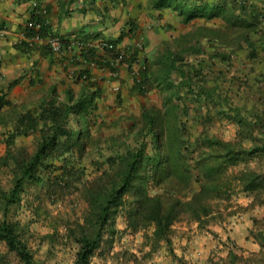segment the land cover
I'll list each match as a JSON object with an SVG mask.
<instances>
[{
  "label": "trees",
  "instance_id": "obj_1",
  "mask_svg": "<svg viewBox=\"0 0 264 264\" xmlns=\"http://www.w3.org/2000/svg\"><path fill=\"white\" fill-rule=\"evenodd\" d=\"M150 8L169 9L184 23L197 17L224 21L228 31H217L210 41L214 45L221 42L230 50H214L208 58L204 54L199 65L185 54L167 55L159 74L146 61V68L135 75L132 89L146 96L155 86L160 88L167 94L166 109L144 105L139 123L126 139H109V153L99 149L102 139L94 135L104 93L103 86L92 81L89 68L75 75L78 81L88 82L81 92L69 86L60 93L54 86L32 109L19 113L15 108L4 111L13 103L0 91V126L12 127L7 133V153L0 158V172L8 168L12 174L9 188L0 178V264H11L12 255L19 264H47L37 259L31 246L32 221L17 218L25 201L36 220L48 221L52 229L41 241L53 247H74V264H92L99 251L113 250L121 233L119 218H124L125 232H143L144 245L150 247L144 258H152L165 244L178 264H191L174 249L177 223L196 222L201 230L213 222L223 223L241 213L229 211L239 192L253 198L242 212H264V0H151ZM39 19L35 13L31 17ZM40 21L43 36H58L47 22ZM37 33L27 27L25 35ZM252 33L259 35V46L250 37ZM89 39L92 41L64 39L65 54L71 51L75 62L85 60L118 71L112 61L120 57L119 51L104 48L103 55L95 40ZM243 42L249 46V58L259 57L261 67L254 82L247 75L240 77V97L221 79L226 74L213 75L208 68L228 65L230 54L243 48ZM18 49L26 52L28 44L23 41ZM139 51L129 52L130 57H123L121 64L132 67ZM85 74L87 79H83ZM217 121L234 123L236 137L227 140L211 133ZM30 136L35 140L34 150L17 145L19 138ZM93 155L94 167L88 175L85 160ZM31 185L36 199L29 196ZM74 196L85 205L82 216L56 217L45 207V203L56 205ZM252 216L247 240L259 249L248 255L230 250L225 257L209 258L207 264H264V214ZM125 255L129 261L143 264L136 254Z\"/></svg>",
  "mask_w": 264,
  "mask_h": 264
},
{
  "label": "crops",
  "instance_id": "obj_2",
  "mask_svg": "<svg viewBox=\"0 0 264 264\" xmlns=\"http://www.w3.org/2000/svg\"><path fill=\"white\" fill-rule=\"evenodd\" d=\"M136 1L0 0L1 95L5 94L6 98L14 104H21L23 101L31 99H34L35 102L40 101L49 94L54 86H57L60 93H63L69 86H72L77 92H81L88 82L78 81L75 75L81 74L82 70L89 68L92 81L103 86L104 97L99 101L100 111L102 110L101 104L107 103L105 97L112 91L110 86L114 89L121 85L125 87L133 84L130 86L133 88L136 83V76L139 72L135 73L134 70L131 72L124 65H119L118 75L115 76L108 68L103 69L95 64L92 65V63L87 64L85 60L75 62L72 59L75 57V53L71 51L63 56H58L43 48L29 47L26 52L18 49L22 42V35L26 33L27 27L30 28L28 24L36 12V6L38 10L40 7L47 8L42 19L48 23L55 34L66 40L87 39L89 41V38H93V41L95 40L94 42L98 44L104 40H112L117 43L118 48L124 51L131 52L140 49L137 61L133 63L135 70L139 69L140 71L144 69L141 64H145L146 61L154 64L156 56H176L178 53L185 54L187 60L199 65V62L204 58L203 55L205 54L207 58L211 54L213 55L215 53L214 46L219 45V43L214 45L210 41L211 35L218 33L217 31H228L226 23L220 19L197 17L190 23H184L182 17L169 10H151L152 14H157L159 17L161 15V19L167 20L172 25L169 27L165 25L163 29L160 27L153 29L150 27L152 16L143 13L145 9H139ZM133 27L135 29L132 31ZM142 34L144 37H140ZM200 37L203 39L200 40ZM173 38L181 39L180 51L176 49L173 51V47L170 45V41L175 40ZM189 38L194 43L191 46L192 52L187 54L189 49L184 44V40ZM142 39H146V43H142ZM204 40L213 45L212 50L209 47H203ZM253 40L259 46V37H253ZM222 48L224 52L228 51L224 46ZM78 50L80 51V49ZM201 52L203 54H198ZM100 53L105 55L104 52L100 51ZM233 54L240 56V59L244 58L247 62L245 69H242L244 76L258 77L256 74H259L260 70L259 57L255 60L249 58V46L246 42H243V48L236 49L230 55L233 56ZM219 66V64L209 66L208 71L215 75L219 73L216 71ZM10 83H13L11 88H9ZM149 92L153 93L154 90ZM230 233L231 237L243 247L257 249L254 242L247 241L248 233L243 235V239L240 233L234 234L235 229Z\"/></svg>",
  "mask_w": 264,
  "mask_h": 264
},
{
  "label": "rangeland",
  "instance_id": "obj_3",
  "mask_svg": "<svg viewBox=\"0 0 264 264\" xmlns=\"http://www.w3.org/2000/svg\"><path fill=\"white\" fill-rule=\"evenodd\" d=\"M136 2L139 9H145L143 13L148 14V16H152V20L150 23L151 28L157 29L160 27L163 29L165 28V25H168V27L172 26L167 22V20L161 19V15L159 17L157 16V14L151 13V0H137ZM262 35H264V32H262ZM257 36L259 37V35H257L256 33H252L250 35V37L254 38H256ZM140 37H144V35L142 34L140 35ZM173 39L175 40L170 41V45H172L173 51H175V49L180 51V46L182 44L181 39ZM202 39L203 38L200 37V40ZM145 40L146 39H142V43H146ZM192 43H194V41L190 38L184 40V44L187 45V48H191ZM206 43L209 45H207ZM220 44L221 43L214 46V49L215 51L220 49L222 52H224ZM203 47H209L211 48V50L213 49V45L205 40L203 41ZM191 50H193V48ZM163 58H166L165 55L160 57L156 56V61L154 62V64L148 63V65L151 66L150 70L155 71L156 74H159L161 69L163 68ZM262 60L264 62V57L262 58ZM246 63L247 62H245L244 58L240 59V56L233 54L228 65L219 63L220 66L216 68L217 72L222 71L224 74H226V76H221V79L224 80L226 87L233 86V93L238 94V96L240 97L242 96L238 93V87L242 82L240 81V77L243 75L242 69H245ZM260 67L261 66L259 65V68ZM256 76H259V74H256ZM252 77L254 76L252 75ZM254 78L249 77V80L253 81ZM235 79L237 80L234 81ZM130 86H133V84L127 85L125 87L124 85H121V88L117 91L114 90L112 86H110V89L112 91L109 92V94L105 97L107 103H102V110L98 111L99 121L94 128V130L98 129V131L93 132L95 136L98 135L102 139V142L99 145V149L103 148L104 150H107V153H109L108 148L111 146L110 142H108L110 138H118L123 140L126 139L128 135H130L132 127L140 121L142 108L144 105L157 106L159 108H162L163 110L166 109L165 101L167 94L160 88H156L155 86V88L152 89L154 90L153 93L148 92L146 96H141L139 93L133 91ZM36 104L37 102H35L34 99H31L29 101L25 100L21 104L13 103V107L6 106L4 108V111L10 112L15 108L18 110L17 113H19L20 111L32 109ZM11 130V126H9L8 128L0 126V158L5 156L7 153V133ZM192 130H194V128H192ZM236 132V125L228 121H217L216 124L211 128V133L221 136L227 140L234 139L236 137ZM195 134L197 133L195 132ZM131 136H133L132 133ZM131 139V141H134L133 138ZM17 145L19 147L23 146L24 149L34 150V137L30 136L28 138H19ZM93 150L96 153V148ZM95 157L96 155H93L91 158L85 160V165L88 168V175L92 172V168L94 167V165L91 164V160ZM0 178L5 187L9 188L11 186L12 174L10 169H2L0 172ZM31 188L32 192L29 194V196L32 198L35 197L36 199L37 192L35 191V187L31 185ZM252 199L253 198L251 195H247L242 192L236 193L232 198L234 207H232V209H230L229 211L235 210L241 211V213L237 214L235 217L226 218V221H224L223 223L213 222L210 224L209 228L205 230L199 229L196 222H189L188 220H185L177 223L175 225L176 232L173 239L175 251L179 255H185V257H187L191 264H207L209 258L214 257L215 259H218L220 257H225L228 255L230 250H235L240 254L244 253V255H248L249 253L259 249V245L256 243V250L243 247L231 237L230 233L235 229L234 234L240 233L243 239V235L247 234L249 227L253 225L252 215L259 216L264 214L263 211L259 210L255 211L252 214L242 212L241 209L249 205ZM25 202L24 205L18 210L17 218L23 222L32 221L30 228L34 236L31 239V246L35 252L37 259L43 260L47 264H74L76 253L74 247L68 246L63 248L60 245L53 247L51 244H49V242L41 241V236L51 233L52 229L48 221L39 219L36 220L37 218H35L32 209L27 207V202ZM37 204L38 200H36V205ZM45 207H48L56 217L58 215H62V217L65 216L72 218L76 215L82 216L85 205L82 201L76 199V196H74L72 198L70 197L64 201H61L56 205L45 203ZM45 219L47 218L45 217ZM118 227L121 233L117 237L113 250L110 251L107 249H103V251H99L98 254L93 258L92 264H136L134 261H129L127 255H125V252H131L136 254L139 258H143V264H178V262L170 254V251L165 244H163L162 247L152 255V258H144V256L147 255V253L150 251V247L144 245L145 238L143 232L136 234L129 231L125 232L124 229L126 226L124 218H119ZM150 232H152V230H150ZM11 261V264H19L14 255L11 256Z\"/></svg>",
  "mask_w": 264,
  "mask_h": 264
},
{
  "label": "built area",
  "instance_id": "obj_4",
  "mask_svg": "<svg viewBox=\"0 0 264 264\" xmlns=\"http://www.w3.org/2000/svg\"><path fill=\"white\" fill-rule=\"evenodd\" d=\"M46 11L47 10L44 9V11L40 12V13L45 14ZM28 26H30L31 28L35 29L38 32L33 37H28L27 35H22V40L27 42L29 47H33V48H35V47L36 48H48V49H50L52 51V53H54L55 55H58V56H63L65 54L66 48H65V45H64V41L62 40L61 37H59V36H43L40 33V31L43 28V23L34 20V21L29 22ZM98 47L101 50V52H105L104 48L119 50L120 57H118L116 60H113L112 64L115 67H119V65L120 66L124 65L127 68H131L130 64L127 63V62L121 64V61H122L123 57L125 58L127 56V54H128L127 51L121 50L120 48L115 47V45H113V44H111V43H109L107 41L99 43ZM132 67H133V64H132ZM134 67H135V65H134ZM143 68H146V67H143ZM118 72L119 71L113 72V74L115 76H117ZM134 72H136V71H134ZM85 78L87 79V75L86 74L83 76V79H85ZM120 88L121 87L118 86V87L114 88V90L117 91Z\"/></svg>",
  "mask_w": 264,
  "mask_h": 264
},
{
  "label": "clouds",
  "instance_id": "obj_5",
  "mask_svg": "<svg viewBox=\"0 0 264 264\" xmlns=\"http://www.w3.org/2000/svg\"><path fill=\"white\" fill-rule=\"evenodd\" d=\"M44 9L47 10L46 7H44V8H43V7H40V9L38 10V7L36 6V12H35V15H36V16H39L40 19H39V20H35V21H39V22L43 23V22L40 21V20H42V17L45 16L46 13L43 14V13H40V12H43ZM46 12H47V11H46ZM43 20H44V19H43ZM31 21H34V20H31V19H30L29 22H31ZM45 22H46V21H45ZM24 35H25V33H24ZM58 36H59V35H58ZM59 37H60V36H59ZM61 38H62V37H61ZM62 40H64V38H62ZM21 41H22V42H21V44H22V43H23V40H21ZM19 42H20V41H19ZM26 43H27V42H26ZM100 43H102V42H100ZM18 44H19V43H17V45H18ZM27 44H28V43H27ZM95 45L98 47L99 44L95 42ZM115 47H117V45H115ZM28 48H29V45H28ZM98 48H99V47H98ZM117 48H118V47H117ZM43 49H44V48H43ZM49 50H50V49H49ZM50 51H51V50H50ZM117 51H119V50H117ZM65 53H66V52H65ZM127 53H129L128 50H127ZM127 56L130 57V55H128V54H127ZM141 66H142V67H145L144 64H142ZM118 68H119V67H118ZM128 69L134 70V71H136V72H140L139 69H138V70H137V69L135 70V67H134V66L131 67V68H128ZM136 72H135V73H136ZM120 87H121V86H120Z\"/></svg>",
  "mask_w": 264,
  "mask_h": 264
}]
</instances>
